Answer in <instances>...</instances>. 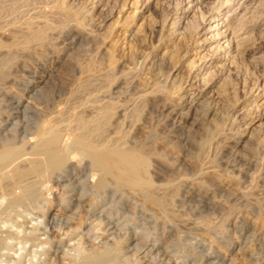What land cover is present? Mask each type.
Returning <instances> with one entry per match:
<instances>
[{"label":"rangeland","instance_id":"1","mask_svg":"<svg viewBox=\"0 0 264 264\" xmlns=\"http://www.w3.org/2000/svg\"><path fill=\"white\" fill-rule=\"evenodd\" d=\"M187 1L0 0V62L5 60L0 142L28 144L43 121L56 122L65 140L78 131L80 120L107 114L105 135L149 153L148 176L168 204L155 207L130 188L110 191L101 197L104 214L114 222L112 235L76 233L64 241L69 253L77 245L96 251L108 243L122 249L119 264H264V4L239 27L245 32L240 53L195 83L185 66L192 61L198 67L221 42L203 21L208 10L234 11L250 0H205L181 22ZM85 84L88 91L80 92ZM186 89L201 95V104L186 106L181 99ZM17 102L27 109H17ZM240 112L246 116L243 122ZM75 173L76 180L73 174L61 184L52 178L49 185L57 196L69 198L68 185H76L83 200L92 195L90 172ZM42 204L28 213L20 208L0 215V236L13 235L6 241L12 248L0 252L6 264H27L33 258L31 244L19 243L37 226L41 233L56 213L57 207L47 210ZM81 211L67 209L60 218H77ZM145 246L156 248L145 255ZM68 259L61 262L69 264Z\"/></svg>","mask_w":264,"mask_h":264},{"label":"bare ground","instance_id":"2","mask_svg":"<svg viewBox=\"0 0 264 264\" xmlns=\"http://www.w3.org/2000/svg\"><path fill=\"white\" fill-rule=\"evenodd\" d=\"M203 1H205V0H188L187 3H185V5L182 7V15L179 17L180 21L182 22L183 19H186L187 16L189 15V13L192 12L195 7H199V5H202ZM247 2H248V0H247ZM263 4H264V0H250L247 6L244 7L243 3H240L239 6L237 8H235L234 11H229V12H227V11L224 12L221 9H215L214 7H210V9L208 10L207 15H206L207 17H206V19L204 18L203 21L208 20L207 21L208 22L207 30L214 33L216 38H219L221 40V42H220L219 46H217V47L215 46L216 49L214 51V54L209 55V56L203 55V57L201 56L203 58V62H201V64L198 65V67L192 66V61L190 62V64H187L185 66L193 74L192 75L193 76L192 82L196 83L197 80H199V77L201 75L207 74L209 71L211 72V69L214 67L219 68V67L224 66L227 63V61L231 60V58L233 56H235L237 53H240L239 52V49H240L239 45L245 39V37H244L245 32H242L239 27L242 23L244 24V21L246 20V18H248L250 15H252L254 13V11H256L258 9V7H260ZM263 12H264V10H263ZM69 14H70V12H69ZM263 15H264V13H263ZM29 18H30V16H29ZM72 27H70V28H72ZM52 29H53V27H52ZM80 30H79V32H80ZM243 30H244V28H243ZM30 32L31 31H29V33ZM65 32H67V31H65ZM86 32L84 31L85 34H86ZM36 34H38V33H36ZM42 34H41V36H42ZM22 35H24V34H22ZM49 35H51V34H49ZM79 35H77V36H79ZM249 36H250V34H249ZM249 36H248V38H249ZM87 37H88V35H87ZM28 46H30V45H28ZM0 48H1V46H0ZM165 53H168V52H165ZM7 54H5V55H7ZM191 54H196V53L191 52ZM10 55H12V54H10ZM161 56H163V55H161ZM165 57H169L168 54ZM169 58H168V60H169ZM8 59H9V56H8ZM172 60H173V58H172ZM4 61L5 60H3V62H0V80H1L2 73H3L2 66L4 65ZM186 61H185V63H186ZM173 76H172V78H173ZM168 78H170V77H168ZM167 80L168 79H166V83H167ZM173 82L174 81H172V83ZM97 85H93V86H97ZM171 85H169V86H171ZM191 86H193V85H190V87ZM89 87L90 86L85 84L79 88V91L80 92H86V91H88ZM33 89H35V88H33ZM95 89H96V87L94 88V91H95ZM106 91H108V90H106ZM185 92H187V94H183L181 96V99L183 100L185 105L188 106L190 109L200 103L201 95L189 94L187 89L185 90ZM88 93H90V92H88ZM107 95L108 94H106V96ZM94 96H93V98L95 99ZM103 97L105 98V96H103ZM77 99H79V98H77ZM74 100H76V99H74ZM21 103L22 102H19L18 105L16 104L17 105L16 108L17 109L22 108V109L26 110L27 106L24 104L21 105ZM88 107H90V106H88ZM77 109H79V108H77ZM241 109H242V107H241ZM28 110H29V108H28ZM19 112L15 113V114H18ZM242 112L238 113V114H240L239 117H240L241 122L246 120V116L244 117L245 113H242ZM89 113L90 112H88V114ZM99 113H101V112H99ZM246 114H247V112H246ZM61 117H62V115H61ZM107 117H108L107 114H105L103 116V118H101V119H93L92 118L93 120H91V121L85 120V119L80 120V122L78 123V125H79L78 131L75 133H72L65 140L63 139V136H62L64 133L63 134L61 133V130H60L59 126L56 125V122L51 123L50 121L49 122L43 121L37 127H35L36 131L34 132V134H32L31 138L27 141L28 144H26V142L24 144H21L23 142H21V143L19 142L20 145H16L13 141H10V142H6V141L2 142L1 141L0 142V194H1V197H0V215H3V214L10 215V213L17 211L20 208H23V211L26 210V213H28L27 209H30L33 207L39 208V204H41V203H43L42 206H45L47 208V210H50V208H53V207H57L56 213L53 214V216L49 212L51 215V218H49L47 220V222L44 223L41 233L39 232V229L37 228L38 223H36L37 227H35L32 231L27 233V235H25L24 239H21L19 244L29 243L32 246V248H31L32 252L31 253H33L32 254L33 258L29 259L27 261L28 262L27 264H37V262L40 260H41L40 264H65L64 262H61V261H63L62 260L63 258L66 259V257H70V260L68 259L69 261H71L69 264H119L118 263V256H119L122 249H120L116 244H108L107 243L105 245H102V247L96 251H87L82 247H78V245H77V247L75 246L76 249L74 250V253L72 254V253H69L70 249L68 247L64 248V241L65 240L70 241L72 239V237L75 236L76 233H81V234H84L87 236H90L91 234L94 235L95 230H99V231L102 230V233H101L102 236L109 235V234L112 235V233H113L112 229L114 228L112 226V224L114 222H112L109 218H107L108 216H106L104 214L105 207L102 206L103 199L101 197L102 195H105L110 191H114V190L117 191V190H121V189L123 190V188H130V189L136 191L137 193L141 194V196L145 200L154 204L155 207L157 206L160 209H165L166 206L168 205L165 200L161 199L157 195V192H156L157 188L155 187V185L153 184V182L151 181V179L148 176L149 160H148L147 154H149V153L146 154V152L143 150V148H141L140 146L136 147V145L134 148H127L122 143L123 142L122 140H121L122 141L121 142L120 139H116L117 137L113 138V139L107 137L105 135V124H106V118ZM12 118L14 119L16 117L13 116ZM68 118H69V116H68ZM186 120H187V118H185L184 121H186ZM37 122H38V120H37ZM33 124H35V122ZM64 124H65L64 126H66V123H64ZM194 126L196 127V125H194ZM33 128H31V129H33ZM110 130H112V129H110ZM2 131H3V129H2ZM23 131H26V130L24 129ZM243 131H245V132L249 131L248 126L244 127ZM3 134H2V136H3ZM10 134L12 135V133H10ZM4 135L6 136V134H4ZM29 137H30V133H29ZM1 138H3V137H1ZM6 138H8V137H5V139L4 138L3 139L6 140ZM76 170H80V171L88 170L90 172L91 180L90 179H89L90 181L87 180V184H88V189H91L92 195H90V196L88 195V198L85 197L86 199L83 200L82 196L79 193L76 194V192L79 190L78 188L75 187L76 185L75 186L68 185V186H70L69 191H71L73 193L71 194V196H68L69 198H60L59 196H57L58 194L55 193L57 190H54V189H56V188H53V186L49 185V183L53 180L52 179L53 177H56L57 182H59V181H61L62 178L73 177V174H74V178H75L74 180H76L78 178L77 174L75 173ZM59 183L61 184V182H59ZM84 183H86V182H84ZM163 187L164 186H162V188ZM202 192H203V190H202ZM113 193H115V192H113ZM74 196H76V197L78 196V198H75ZM104 200H105V198H104ZM79 208L82 209V211H81L82 213L77 218L74 216L73 217L71 216L72 218L70 217L69 219H65L63 221L60 218V216L64 215L67 212V209L68 210L69 209L77 210ZM51 211H52V209H51ZM103 215L106 216V218H105L106 220H104V223L106 221L105 225L102 224L103 222L101 221L104 219ZM8 222H9V220H8ZM29 222H31V220ZM3 224H4V222H3ZM101 224H102V226L103 225L104 226L102 227ZM0 225H1V223H0ZM73 225L75 226L74 228H72ZM9 227H12V225ZM29 228H31V227H29ZM108 232H110V233H108ZM96 235H98V234H96ZM12 237H13V235H11V234H9V236L7 238H2L0 236V252L3 249L10 250V248H12L6 242L7 240L12 239ZM73 244H75V243H73ZM136 246H137V244H136ZM151 246H152V244H151ZM201 247H202V245H201ZM23 248L24 247H21L20 250H23ZM154 248H156V247H154ZM154 248H148V246H145L141 250H142V253L143 254L145 253V255H146L149 252L152 253V251H154ZM139 250L137 249V251H139ZM8 252H10V251H8ZM17 254H18V252H17ZM5 255L6 254H4L2 256H5ZM39 255L40 256L44 255V256H47L48 258L44 257L43 261H42V259L39 257ZM16 256L17 255H15V257ZM20 257H21V255H20ZM34 257H39L40 260L39 259L32 260V259H34ZM207 257H209V256H207ZM0 258H1V254H0ZM22 258L23 257H21L19 260H21ZM145 258H147V257H145ZM119 259L121 261V258H119ZM183 260H185V258ZM214 262L209 263V264H214ZM227 263H228V261H227ZM0 264H6V263H5V261H2L0 259ZM218 264H220V262Z\"/></svg>","mask_w":264,"mask_h":264}]
</instances>
